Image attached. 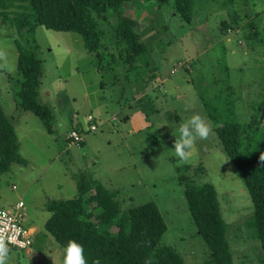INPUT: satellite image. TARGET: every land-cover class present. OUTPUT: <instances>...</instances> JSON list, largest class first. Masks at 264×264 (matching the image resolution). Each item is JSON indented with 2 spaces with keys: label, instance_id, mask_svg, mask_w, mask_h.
<instances>
[{
  "label": "rangeland",
  "instance_id": "1",
  "mask_svg": "<svg viewBox=\"0 0 264 264\" xmlns=\"http://www.w3.org/2000/svg\"><path fill=\"white\" fill-rule=\"evenodd\" d=\"M255 2L252 9L247 5V16L242 2L196 0L191 23L173 15V0H158L157 5L149 4L151 10H141L137 28L143 39L149 40L153 31L161 36L149 49L159 72L145 87L139 86L138 80L137 86L124 83L131 91L140 90L135 98L147 95L143 110L147 119L136 110L143 103L129 108L128 93L120 91L123 79L120 85H100L111 81V71L104 74L96 68L94 55L86 50L78 33L37 25L33 37L42 59L39 99L54 113L51 133L31 111L19 110L14 99L16 41L24 43L26 37L30 39L29 33H20L0 20V102L14 125L24 159V163L12 162L9 170L0 174V208L21 199L29 220L39 226H35L32 247L12 249L8 264H62V248L44 230L49 217L45 203L77 194L72 174L100 180L108 190L117 192L123 207L154 202L167 227L160 243L176 249L185 264H212L177 180L176 167L184 164L191 168L181 173H188L196 183H212L216 189L233 264H260L263 252L250 225V195L215 137L211 122L208 120L209 137L197 141L189 161L174 158L172 149L179 124L192 114L205 115L204 101L218 105L217 97L225 110L227 102L217 93L225 90L226 80L232 86L235 115L240 121L250 116L253 102L264 98V0ZM133 8L138 9L136 0L123 5V14L134 15ZM110 18L116 19L113 13ZM223 20L230 27L223 28ZM90 113L97 118L98 127L82 130L83 143H70L69 131L85 129Z\"/></svg>",
  "mask_w": 264,
  "mask_h": 264
},
{
  "label": "trees",
  "instance_id": "2",
  "mask_svg": "<svg viewBox=\"0 0 264 264\" xmlns=\"http://www.w3.org/2000/svg\"><path fill=\"white\" fill-rule=\"evenodd\" d=\"M127 2L132 3V0H0V20L3 24L15 26L20 33H29L30 38L24 37V43L16 41L18 76L14 99L17 108L31 111L39 117L46 131H53L54 113L49 105L39 99L42 59L36 52L39 46L33 37L35 27L43 25L48 29L78 33L86 50L94 55L96 68L104 74L111 71V81H101L100 85H120L123 79L120 91L123 95L128 93L126 100L129 108L143 103L141 109L136 110L147 119L143 111L147 106V95L135 98L140 90L135 88L131 91L124 82L135 84L138 80L139 86L145 87L159 72V66L153 63L149 49L150 44L161 36L153 31V36L146 40L143 39V32L137 28V17L141 10L152 2L157 5L158 0H136L138 9L133 8L134 15L130 16L123 14V5ZM194 2L196 0H173V15L191 23ZM229 2H242L247 16V5L250 4L251 9L256 6L255 0ZM11 7L16 9L10 10ZM111 13L116 17L114 21L110 18ZM162 22L165 23V20L162 19ZM221 22L223 28L230 27L226 20ZM250 23L253 24V20ZM225 84V90L220 89L217 93L227 102L225 110L220 108L223 104L216 97L218 105L204 101L205 116L250 195L253 204L250 225L263 252L260 264H264V160L261 159L264 156V98L253 102L250 116L240 121L235 115L232 86L227 80ZM261 90L264 92V87ZM89 115L91 120H88V126L78 129L80 132L90 131L91 123L97 126V118L92 113ZM70 139L67 136V140ZM12 162L24 163V159L19 154L14 125L0 102V174L8 171ZM190 168V164L177 166V180L183 187L187 210L209 249L210 262L233 264L226 237L227 223L220 212L216 189L212 183H196L188 173L180 172L182 169L188 172ZM199 168L201 164L195 167V171L198 172ZM72 177L77 186L74 197L49 199L45 203L49 217L44 222V230L61 248L69 239L79 241L85 248L88 264L95 259H100L101 264H185L176 249L160 243L167 227L154 202L123 207L117 192L108 190L100 180L75 174Z\"/></svg>",
  "mask_w": 264,
  "mask_h": 264
},
{
  "label": "clouds",
  "instance_id": "3",
  "mask_svg": "<svg viewBox=\"0 0 264 264\" xmlns=\"http://www.w3.org/2000/svg\"><path fill=\"white\" fill-rule=\"evenodd\" d=\"M211 131L207 116L196 113L187 117L179 124L178 134L173 133L176 137L172 148L174 158L183 162L189 161L195 155L197 141L206 140ZM261 159L264 160V156H261ZM10 253L11 248L7 240L0 237V264H8ZM62 264H88L83 244L75 239H69L62 247ZM92 264H101V261L95 259Z\"/></svg>",
  "mask_w": 264,
  "mask_h": 264
},
{
  "label": "built area",
  "instance_id": "4",
  "mask_svg": "<svg viewBox=\"0 0 264 264\" xmlns=\"http://www.w3.org/2000/svg\"><path fill=\"white\" fill-rule=\"evenodd\" d=\"M91 120V115L87 116ZM90 131H95L97 126L89 125ZM70 143H78L84 139V134L79 130H70L68 133ZM15 186L13 185L12 188ZM27 213L25 203L19 199L11 205L0 208V237H4L11 249L28 250L31 247L34 228L26 223Z\"/></svg>",
  "mask_w": 264,
  "mask_h": 264
},
{
  "label": "crops",
  "instance_id": "5",
  "mask_svg": "<svg viewBox=\"0 0 264 264\" xmlns=\"http://www.w3.org/2000/svg\"><path fill=\"white\" fill-rule=\"evenodd\" d=\"M26 213H27V210H26ZM27 220H29V216H28V214H27ZM30 222H31V226L34 228V234H36L37 233V231H36V229H35V226H37L38 227V229H39V226L33 221V220H29ZM33 234V235H34ZM32 239H33V236H32Z\"/></svg>",
  "mask_w": 264,
  "mask_h": 264
}]
</instances>
